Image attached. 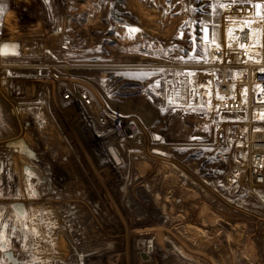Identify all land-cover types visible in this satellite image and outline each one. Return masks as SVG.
I'll return each mask as SVG.
<instances>
[{"label":"rangeland","instance_id":"1","mask_svg":"<svg viewBox=\"0 0 264 264\" xmlns=\"http://www.w3.org/2000/svg\"><path fill=\"white\" fill-rule=\"evenodd\" d=\"M232 1L0 0V43L20 45L0 53V264H264V187L251 184L245 134L224 143L235 157L222 155L199 118L214 105L165 98L167 83L208 70L217 42H203V27L219 28ZM100 113L139 134L101 139ZM142 237L154 242L149 261Z\"/></svg>","mask_w":264,"mask_h":264},{"label":"built area","instance_id":"2","mask_svg":"<svg viewBox=\"0 0 264 264\" xmlns=\"http://www.w3.org/2000/svg\"><path fill=\"white\" fill-rule=\"evenodd\" d=\"M236 2L224 4L227 11L234 10ZM249 32H239L240 57L238 60L227 58L221 48L215 47L211 52L209 68L218 71L217 105L210 115L213 120V130L216 141L222 147V155L235 157V150L229 149L225 141L241 145L240 135L245 134V141L250 158V180L255 188L264 187V70H257L258 66L248 61ZM245 71L244 77L239 78L237 73ZM6 81H4L5 83ZM3 83V85H4ZM74 94L64 95V100H71ZM83 108L94 105V98L89 91L79 90L75 94ZM204 117L206 114H199ZM110 113H100L97 116L99 137L108 139H127L139 134L138 124L131 120L123 122ZM231 126L237 134L231 135L226 129ZM233 130V129H232Z\"/></svg>","mask_w":264,"mask_h":264},{"label":"crops","instance_id":"3","mask_svg":"<svg viewBox=\"0 0 264 264\" xmlns=\"http://www.w3.org/2000/svg\"><path fill=\"white\" fill-rule=\"evenodd\" d=\"M237 1V2H236ZM234 10L227 11L225 8L219 17L218 22L212 29L211 39L217 42L216 46L221 48L227 58L238 60L240 57L239 32L247 30L249 32L248 42L245 48L248 50V61L258 66L257 70H264V0H236ZM208 70L188 75L186 81H176L177 85L170 88L167 83L166 102L171 105H187L184 103L185 97L200 96L201 107L216 108L217 105V83L219 72L209 67ZM245 71L241 70L237 73L239 78L244 77ZM189 94V95H187ZM171 101L173 103L170 102ZM190 98V97H189ZM198 105V104H197ZM213 107V108H214ZM207 120L205 127L211 128L213 120L209 115L199 117ZM201 127L200 124L197 128ZM196 125L191 127L192 131ZM181 126L177 121H172L169 135L178 134Z\"/></svg>","mask_w":264,"mask_h":264},{"label":"water","instance_id":"4","mask_svg":"<svg viewBox=\"0 0 264 264\" xmlns=\"http://www.w3.org/2000/svg\"><path fill=\"white\" fill-rule=\"evenodd\" d=\"M206 29V31H205ZM207 37V38H205ZM202 40L204 43H209L211 41V28L209 26L203 27V35H202ZM20 45L19 43L15 42H2L0 43V53L3 56H16L18 54V49ZM12 146H14L15 151H22L28 156H32L31 152L28 150V148L24 145L22 141H15ZM113 155L115 159L117 160L116 154L113 152ZM118 161V160H117ZM111 222H115L114 218H110ZM137 248L138 250L142 251L141 252V259L143 261H149L150 260V255L153 253V247L151 243H149V246L147 248V252H143L145 249V242L143 240H139L137 243Z\"/></svg>","mask_w":264,"mask_h":264},{"label":"bare ground","instance_id":"5","mask_svg":"<svg viewBox=\"0 0 264 264\" xmlns=\"http://www.w3.org/2000/svg\"><path fill=\"white\" fill-rule=\"evenodd\" d=\"M27 0H15V2L17 4H22L23 2H25ZM14 12L13 11H10L6 14L5 18H4V24L6 27H12V22L14 20ZM13 37V36H12ZM8 42H13V41H8ZM23 157H17V159L14 160V168H15V171L19 172L20 171V168L23 167ZM161 212L163 215L167 216V210H166V207L165 206H161ZM176 220V219H175ZM215 220H218L215 218ZM174 221V220H173ZM165 239L171 243L173 245V250L175 253H177V255L185 260H188V261H191V262H196V260L178 243H173V240L169 237H165ZM139 240H143L145 242V249L143 250V252H147V248L149 246V243H151L153 249H154V242L152 240H146L145 238H140ZM138 240V241H139ZM138 243V242H137ZM99 250H92L89 254L90 255H97L96 253H98ZM140 251V250H139ZM154 251V250H153ZM142 251H140L141 253ZM141 255V254H140Z\"/></svg>","mask_w":264,"mask_h":264},{"label":"snow or ice","instance_id":"6","mask_svg":"<svg viewBox=\"0 0 264 264\" xmlns=\"http://www.w3.org/2000/svg\"><path fill=\"white\" fill-rule=\"evenodd\" d=\"M205 31H206V29H205ZM205 38H207V37H205Z\"/></svg>","mask_w":264,"mask_h":264}]
</instances>
